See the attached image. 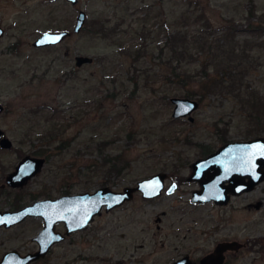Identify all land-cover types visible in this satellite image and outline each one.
Returning a JSON list of instances; mask_svg holds the SVG:
<instances>
[{"label":"rangeland","instance_id":"1","mask_svg":"<svg viewBox=\"0 0 264 264\" xmlns=\"http://www.w3.org/2000/svg\"><path fill=\"white\" fill-rule=\"evenodd\" d=\"M79 9L86 19L74 32ZM101 20L110 31L104 37L93 32ZM0 26V127L13 142L0 147L1 210L103 185L121 190L158 171L167 173L165 187L177 182L172 193L148 199L137 191L103 209L30 264H170L184 254L199 264L221 240L250 241L228 250L223 264H264V179L226 204L193 203L200 184L188 179L191 163L222 143L264 135L251 130L249 101L253 91L264 101V0H0ZM64 28L71 33L61 42L32 44L42 31ZM179 28L213 44L210 52L190 49L177 67L182 81L171 82L166 40ZM221 42L240 54V87L202 94L205 77L227 58ZM76 54L93 61L76 66ZM171 96L198 101L192 120L172 116ZM54 130L41 171L21 187L8 185L6 174L25 154L38 155ZM115 154L120 173L103 163ZM42 224L30 216L0 227V257L37 249Z\"/></svg>","mask_w":264,"mask_h":264},{"label":"water","instance_id":"2","mask_svg":"<svg viewBox=\"0 0 264 264\" xmlns=\"http://www.w3.org/2000/svg\"><path fill=\"white\" fill-rule=\"evenodd\" d=\"M75 3L77 0H67ZM86 12L79 9L72 31L78 32L84 26ZM4 32L0 26V37ZM71 30L56 29L42 31L33 41L34 46H47L61 42L70 35ZM93 61L91 55L76 54L74 63L80 66ZM173 103L172 116L179 118L189 115L197 108L198 101L187 96H171ZM4 106L0 103V113ZM12 140L0 127V147L9 149ZM45 162L39 155L25 154L15 164L14 168L5 176V181L12 187L23 186L31 177L38 174ZM167 173L158 171L149 176L138 179L134 185H126L116 190L109 185L99 186L94 190L77 193L62 194L57 197L38 198L31 203L15 209H0V227H11L20 223L28 216H38L42 219L41 229L33 237L37 242V249L20 253L16 249L5 251L0 257V264H29L44 257L50 248L76 230H83L94 220L102 210L123 204L133 198L139 191L143 198H154L163 192ZM189 180H196L200 188L192 191L193 203L214 201L217 204L228 203L231 195L249 191L264 179V135H257L242 140H232L222 143L206 156L198 157L191 163ZM177 182L172 181L165 189L172 193ZM62 222L63 231L57 229L56 224ZM243 243L236 240L218 241L212 250L199 257V264H223L228 250H238ZM195 260L189 254H184L170 264H194Z\"/></svg>","mask_w":264,"mask_h":264},{"label":"trees","instance_id":"3","mask_svg":"<svg viewBox=\"0 0 264 264\" xmlns=\"http://www.w3.org/2000/svg\"><path fill=\"white\" fill-rule=\"evenodd\" d=\"M99 24L95 25V30L93 31L96 34H99L101 36H106L110 34V31L107 29V24L101 20L98 21ZM114 31L115 28L114 27ZM228 37V36H226ZM223 40V39H222ZM212 39L209 37H205L203 35H197L193 36L192 38L188 37V34L185 30L182 29H176L173 31L168 32L167 36V46L170 53V71L166 75V78H168L169 81H182L181 72L177 71V67L180 66V59L183 58L186 55L192 56L193 51L190 49H205L207 48L210 52L211 46H212ZM225 45V46H224ZM223 47V50L226 55V59H221L220 63H216V65H220L218 69H216L215 75H210L205 77L203 80V93L204 92H210L215 91L217 89L219 90H234L235 88H239L240 85L236 84V81L238 79V76L240 73L243 72V65L241 62V57L239 53H236L235 46H232L230 42L228 44L226 43H218V47ZM176 60V63H173V61ZM179 62V64H178ZM205 66L203 67V70L205 71ZM239 90V89H238ZM236 90V91H238ZM254 96L249 97L250 105L252 106V110L250 115L252 116L254 120V128L251 129L256 133H264V109H261L260 106L264 104V101L260 96L257 95L256 92L253 91ZM193 94L192 92H185V95ZM252 125V123H251ZM57 132L55 130L49 131V134L47 138H45L47 141L42 142L40 147L34 151L35 154H38L40 156L43 155V157L47 158L48 154L45 153L47 151V147L50 144V138H53L56 136ZM46 136V135H45ZM44 137V136H43ZM44 139V138H43ZM43 141V140H42ZM13 147V146H12ZM207 145L203 144L202 153H205L208 151V149H205ZM101 150V149H100ZM103 163H107L108 171L109 172H115L120 173V171L124 168L123 164L117 166L116 159H118L117 154L115 155H107L104 158Z\"/></svg>","mask_w":264,"mask_h":264},{"label":"flooded vegetation","instance_id":"4","mask_svg":"<svg viewBox=\"0 0 264 264\" xmlns=\"http://www.w3.org/2000/svg\"><path fill=\"white\" fill-rule=\"evenodd\" d=\"M47 46H50V45H47ZM137 192V191H136ZM135 194V193H134ZM150 199V198H149ZM127 202V201H126ZM125 203V202H124ZM123 203V204H124ZM122 205V204H121ZM120 206V205H119ZM116 207H118V206H116ZM116 207H114V208H116ZM97 216V215H96ZM95 218V217H94ZM58 223H62V222H58ZM75 232V231H74ZM248 243H250V241L249 240H247V242H245V243H243V245L242 246H246V245H248ZM30 264V263H29Z\"/></svg>","mask_w":264,"mask_h":264}]
</instances>
